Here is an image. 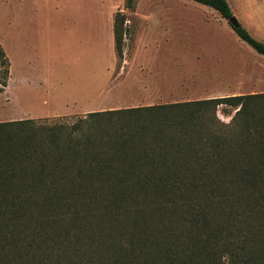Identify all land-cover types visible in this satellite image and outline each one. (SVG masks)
<instances>
[{
    "label": "trees",
    "instance_id": "16d2710c",
    "mask_svg": "<svg viewBox=\"0 0 264 264\" xmlns=\"http://www.w3.org/2000/svg\"><path fill=\"white\" fill-rule=\"evenodd\" d=\"M0 264H264V92L1 121Z\"/></svg>",
    "mask_w": 264,
    "mask_h": 264
},
{
    "label": "rangeland",
    "instance_id": "374dc122",
    "mask_svg": "<svg viewBox=\"0 0 264 264\" xmlns=\"http://www.w3.org/2000/svg\"><path fill=\"white\" fill-rule=\"evenodd\" d=\"M227 2L237 23L264 42V0ZM118 12L125 16L122 57L113 37ZM0 47L8 62L0 61V122H71L141 106L134 61L146 63L143 77L176 102L264 92V56L193 0H136L133 9L125 0H0ZM6 69L14 74L8 86ZM231 115L218 106L221 121Z\"/></svg>",
    "mask_w": 264,
    "mask_h": 264
},
{
    "label": "crops",
    "instance_id": "0c3cea01",
    "mask_svg": "<svg viewBox=\"0 0 264 264\" xmlns=\"http://www.w3.org/2000/svg\"><path fill=\"white\" fill-rule=\"evenodd\" d=\"M127 61L126 59L122 60V63L125 64ZM108 61L104 65L105 74L110 72L111 69L108 68V65H106ZM124 70L125 66H121L119 70ZM149 68L146 66V63H141L140 61H134L133 64V71L137 75L136 84L134 83L133 88L136 89L139 93V105H154V104H163V103H170V102H176L177 100H170L169 95H162V89H158V87H154V81L151 79V81L148 80V78L143 77V74H148ZM134 74V75H135ZM9 73L7 74V80L5 86H8L12 83L14 80V74L11 71L10 76L8 77ZM148 95H154L156 100H149L147 97ZM199 99V98H198ZM186 100H179V101H187ZM142 102V103H141Z\"/></svg>",
    "mask_w": 264,
    "mask_h": 264
},
{
    "label": "water",
    "instance_id": "95a60500",
    "mask_svg": "<svg viewBox=\"0 0 264 264\" xmlns=\"http://www.w3.org/2000/svg\"><path fill=\"white\" fill-rule=\"evenodd\" d=\"M229 21H230L232 24H236V23H237V21H236V19H235L234 16H231V17L229 18Z\"/></svg>",
    "mask_w": 264,
    "mask_h": 264
}]
</instances>
